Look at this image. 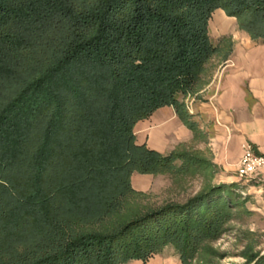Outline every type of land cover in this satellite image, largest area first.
Returning a JSON list of instances; mask_svg holds the SVG:
<instances>
[{
	"label": "trees",
	"instance_id": "trees-1",
	"mask_svg": "<svg viewBox=\"0 0 264 264\" xmlns=\"http://www.w3.org/2000/svg\"><path fill=\"white\" fill-rule=\"evenodd\" d=\"M264 44V0H0V264H120L170 245L187 264L223 220L231 184L145 206L132 172L175 173L186 151L135 142L209 58L213 9ZM221 201V202H220Z\"/></svg>",
	"mask_w": 264,
	"mask_h": 264
},
{
	"label": "crops",
	"instance_id": "crops-1",
	"mask_svg": "<svg viewBox=\"0 0 264 264\" xmlns=\"http://www.w3.org/2000/svg\"><path fill=\"white\" fill-rule=\"evenodd\" d=\"M223 16L229 19L228 26L218 25ZM234 24L241 30L235 18L227 16L220 8L213 9L208 18L210 41L215 38L214 45L218 48L223 47L221 43L225 41L229 51L217 69L205 77L208 61L215 56L221 58L218 54L212 55L195 89L183 96L194 129L187 128L170 105L154 109L133 126L135 142L159 153L173 149L189 152L180 149L182 143L203 137L208 155L205 159L200 152L195 156L213 165L214 182L241 180L236 167L243 142H249L255 153L264 156V44L251 39L243 30V34L233 33ZM152 177V174L132 172L131 187L146 191ZM250 180L264 184V170ZM120 264H180V261L165 247L145 261L130 259Z\"/></svg>",
	"mask_w": 264,
	"mask_h": 264
},
{
	"label": "rangeland",
	"instance_id": "rangeland-1",
	"mask_svg": "<svg viewBox=\"0 0 264 264\" xmlns=\"http://www.w3.org/2000/svg\"><path fill=\"white\" fill-rule=\"evenodd\" d=\"M224 19L229 25V19ZM215 23L217 25L216 21ZM233 33L243 34L235 24ZM214 39H211L212 44H215ZM221 45L225 46L226 42ZM220 61L218 56L208 61L205 77L210 71L217 69ZM195 86H192L191 91ZM188 93L179 94L178 98L183 100V96L186 97ZM203 142L205 143L203 137H197L183 142L180 149H187L193 156L200 152L205 159L208 152ZM175 164L182 165L183 169L175 173L153 175L149 189L141 191L145 193L140 199L143 205L182 202L207 184L225 183L213 181L216 170L205 162L181 163L177 160ZM226 183L231 184V187L222 200L225 211L223 220L215 233L202 237L195 243L187 264H264V184L244 179ZM165 247L176 254L172 246L166 245L163 248Z\"/></svg>",
	"mask_w": 264,
	"mask_h": 264
},
{
	"label": "built area",
	"instance_id": "built-area-1",
	"mask_svg": "<svg viewBox=\"0 0 264 264\" xmlns=\"http://www.w3.org/2000/svg\"><path fill=\"white\" fill-rule=\"evenodd\" d=\"M264 170V156L255 153L249 142L241 144V150L237 159V176L244 180H250Z\"/></svg>",
	"mask_w": 264,
	"mask_h": 264
},
{
	"label": "bare ground",
	"instance_id": "bare-ground-1",
	"mask_svg": "<svg viewBox=\"0 0 264 264\" xmlns=\"http://www.w3.org/2000/svg\"><path fill=\"white\" fill-rule=\"evenodd\" d=\"M219 24H221V25H225V26L227 25V26H228V23H227L226 19H224V18L221 19V20H219L218 25H219Z\"/></svg>",
	"mask_w": 264,
	"mask_h": 264
}]
</instances>
